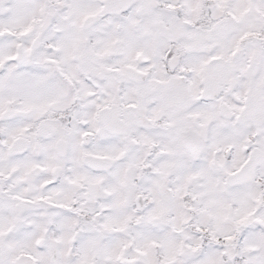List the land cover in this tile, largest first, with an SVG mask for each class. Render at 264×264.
Masks as SVG:
<instances>
[{
	"label": "clouds",
	"instance_id": "obj_1",
	"mask_svg": "<svg viewBox=\"0 0 264 264\" xmlns=\"http://www.w3.org/2000/svg\"><path fill=\"white\" fill-rule=\"evenodd\" d=\"M0 264H264V0H0Z\"/></svg>",
	"mask_w": 264,
	"mask_h": 264
}]
</instances>
